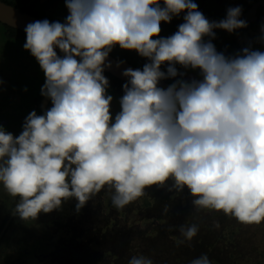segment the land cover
<instances>
[{"label":"clouds","instance_id":"obj_1","mask_svg":"<svg viewBox=\"0 0 264 264\" xmlns=\"http://www.w3.org/2000/svg\"><path fill=\"white\" fill-rule=\"evenodd\" d=\"M65 5L63 23L44 19L25 27L23 48L44 73L41 95L51 106L43 114L32 110L18 136L0 126V185L19 198L13 215L36 220L72 198L79 212L105 186L119 210L172 181L177 191L187 188L197 211L264 222V51L249 45L226 55L212 42L216 30L247 28L242 8L209 21L194 0ZM182 13L178 30L161 37V22ZM256 42L264 44V26ZM117 45L147 62L142 70H123L127 82L113 120L104 71ZM188 70L199 78L185 79ZM178 230L184 243L199 228ZM128 264L153 261L139 255ZM190 264L212 262L204 254Z\"/></svg>","mask_w":264,"mask_h":264},{"label":"trees","instance_id":"obj_2","mask_svg":"<svg viewBox=\"0 0 264 264\" xmlns=\"http://www.w3.org/2000/svg\"><path fill=\"white\" fill-rule=\"evenodd\" d=\"M2 1L15 5L12 0ZM19 8L35 16H41L28 8ZM0 24L10 39L21 41L26 39L25 32ZM19 44H15L11 49L9 47V50L13 53L19 51ZM6 51L8 50H3L4 53ZM57 52L62 55L58 49ZM138 66L143 68L141 65ZM104 75L106 78L109 77V81L118 82L119 90H123L125 81L107 72H104ZM35 78L40 87L37 93L32 92L31 102L36 104L38 114H41L38 104L42 97L41 87L45 79L41 80L38 75ZM171 184L172 181H169L162 186H152L145 190L144 196L119 210L111 203L112 192L102 189L99 193V204L87 203L81 209L79 218L69 221L68 228L71 236L67 242L71 250L70 264H128L133 256L139 255L150 258L153 264H190L192 260L204 254L208 256L212 264H220L216 256L218 247L227 250L231 242L229 239L232 238L224 232L220 235L216 234L215 239L209 237L207 230L209 231V227L212 226V219L203 218L202 222L208 235H205V232L197 233L192 241L180 243L184 238L178 230L179 226L196 224L197 210L192 204V197L187 188L177 191L171 188ZM64 212L63 210L62 213ZM233 231L235 228H230L232 235ZM82 252L85 253L86 260L80 263L79 255ZM230 256L232 263L238 261L235 254ZM225 261L227 262L226 259Z\"/></svg>","mask_w":264,"mask_h":264},{"label":"flooded vegetation","instance_id":"obj_3","mask_svg":"<svg viewBox=\"0 0 264 264\" xmlns=\"http://www.w3.org/2000/svg\"><path fill=\"white\" fill-rule=\"evenodd\" d=\"M12 1L16 7L28 8L29 10L41 14L40 17H46L52 22L60 21L63 23L69 14L65 5V0ZM256 1L257 0H194L199 6V10L209 21L224 19L227 14V9L230 7L239 6L242 8L240 18L247 21V28L236 30L231 34L224 30H216V38L212 42L215 44L218 51L225 52L226 55H232L248 45H253L254 48L258 45L256 38L261 34V28L264 26V3L257 7L255 16L250 21V24L249 19L246 17V12ZM183 15L182 13L179 17H174L171 23L161 22L160 36L168 37L175 33L178 30V26L184 22ZM110 54L120 60L129 61L132 64L138 61L140 62L138 65L141 66L147 62L145 58L144 60L134 61V59L132 60L124 54H119L118 50H114V52ZM4 61L7 63L9 62V60ZM33 62L34 61L31 60H12L10 62L13 68L11 73H0V81L3 82L0 84V126L17 136L23 130L22 125L25 117L32 110H35L37 114L38 111L36 104L31 102L33 100V90L30 91L29 97L25 95L28 91H25V93H23V100L21 101L12 99L13 92L10 90L12 86L18 87L19 89L21 88L20 84L23 83L20 82L19 84L18 81L24 79L23 76L29 78L33 75V79L37 77L38 72ZM176 67L178 71H185L179 65ZM162 70L166 71V68L162 66ZM193 77L199 78L198 71L188 70L184 78L189 79ZM107 79L110 80L109 77ZM175 79L176 78L168 79L166 81L174 83ZM41 80H43L42 77ZM109 85L113 93L120 97L123 96V90H119V86L113 83V81H109ZM30 87L32 88V86ZM35 93H37V90ZM6 99H8V101H6ZM50 106L51 102L48 103L47 108ZM18 201V197L13 198L9 196L3 186L0 185V264H28L29 260L33 262V264H45L46 256L50 264H70L69 255L71 250L68 248L69 243L67 242L71 236L68 228L69 221L77 220L81 214V210L78 213L72 214L69 211L66 217L67 220L63 223H61L58 218V214L54 212L46 214V217L41 213L38 219L28 221H22L18 217L13 216L8 226L3 231ZM94 202L100 203L99 193L93 197L88 204ZM28 225L32 227L28 228ZM38 226H40L41 229V233L38 232L39 234L37 233ZM74 248H76V245H74ZM79 257L80 263L85 262V253H80Z\"/></svg>","mask_w":264,"mask_h":264},{"label":"rangeland","instance_id":"obj_4","mask_svg":"<svg viewBox=\"0 0 264 264\" xmlns=\"http://www.w3.org/2000/svg\"><path fill=\"white\" fill-rule=\"evenodd\" d=\"M25 42H26V39H23L21 41L19 39H10L9 37H7L6 34L4 33V27L0 24V73H11L13 68L10 65V62L12 60H31V61H34L33 64L36 65V69L38 70V77L40 78L42 77L43 79H45L44 73L41 70L36 59L30 54L29 51H26L23 48V45ZM15 44H19L20 52L17 51L13 53L11 52V50H9V47L11 49ZM255 48H258L264 51V44L258 43V45ZM5 49L8 50L6 51V53L3 52V50ZM114 50H118L119 54H124L125 56H128L130 59L132 60L134 59V61L144 60V58L139 56L137 52L134 50H131V51L122 50L119 48L118 45L113 48L111 53H113ZM4 60H9V62L7 63ZM135 63L140 64V62L138 61H135ZM32 76L33 75H31L29 78L26 76H23L24 79L18 81L19 84L20 82L23 83V84H20V87H21L20 89L18 87L12 86L10 90L11 92H13L12 99H17L21 101L23 100V93H25V89H27L28 91L25 93V95L29 97L30 91L32 90L36 91L38 87H40V84H38L39 82H37V79L36 78L33 79ZM113 83L119 86L117 82L113 81ZM30 86H32V88H30ZM107 93L113 96V101L111 103L110 111H111V114L114 120L115 115L120 111L119 100L121 97L113 93V90H111L110 88L107 89ZM6 101H8V99H6ZM104 189H108L107 186H105ZM76 203L77 201L75 200V198L69 199L68 201L62 204L61 209L53 211L54 213L58 214V218L60 219L61 223L66 222L67 220L66 217L69 211L71 212V214L78 213L75 208ZM63 210L66 213L65 212L62 213ZM195 214L197 217L196 224L199 228L198 234L201 232H205L206 230L204 228V225H203L204 222H202L203 221L202 219L209 218V219H212L211 221L212 226L209 227V231L207 230L209 237L214 238V236H217L216 234L220 235L222 232H224V234L230 235V237L232 238V239H229L231 240V242L229 244L230 247L227 250H222L220 247H218L216 256L218 257L220 264H264V222H261L260 224H243V223L238 222L234 217L225 215L222 211L218 212L215 210L202 209V210L196 211ZM43 215H45L46 217V214H43ZM217 224L219 225V227H216ZM31 227H32L31 225H28V228H31ZM230 228H233V229L235 228V231H233V235L230 232ZM40 230H41L40 226H38L37 233L38 232L41 233ZM208 234H206L205 232V235H208ZM231 251L233 252L231 253ZM231 254L232 255L235 254V257L238 260L237 262L232 263V260H230L229 258L231 257L230 256ZM46 257H45V264H50L48 263V259H46ZM225 259L227 260V262L225 261ZM28 264H33V262L29 260Z\"/></svg>","mask_w":264,"mask_h":264},{"label":"water","instance_id":"obj_5","mask_svg":"<svg viewBox=\"0 0 264 264\" xmlns=\"http://www.w3.org/2000/svg\"><path fill=\"white\" fill-rule=\"evenodd\" d=\"M263 3H264V0H257L248 9V11L246 12V17L249 19V24H250V21L252 20V18H254V16H255V12L257 10V7ZM37 20H44V18L35 16V15L28 13V12H25V11H22L18 7L0 0V23L6 24L11 28L18 29V30L25 32L26 25L29 24L30 22H34ZM108 60L111 61L112 67L106 68L104 72H107V73H109V74H111V75H113V76L117 77L118 79L123 80L125 82H127V78L122 75V72L124 69L132 68V69H141L142 70V67L134 65L131 62L126 61V60H120L112 54H109ZM120 61H123V63L120 64V67H117L116 65ZM170 84H171L170 82L163 80V81H161L160 86L166 88ZM49 102H50V100H47L43 96L41 97L40 102H39V108L41 110V114H43L44 110L47 109ZM13 216L14 215L12 213L7 224L4 226L3 231L8 226V224H9V222ZM3 231H2V233H3Z\"/></svg>","mask_w":264,"mask_h":264}]
</instances>
